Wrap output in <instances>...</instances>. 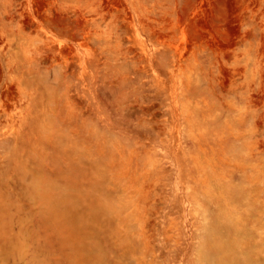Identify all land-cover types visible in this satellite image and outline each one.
I'll return each instance as SVG.
<instances>
[{"label":"rangeland","instance_id":"obj_1","mask_svg":"<svg viewBox=\"0 0 264 264\" xmlns=\"http://www.w3.org/2000/svg\"><path fill=\"white\" fill-rule=\"evenodd\" d=\"M0 264H264V0H0Z\"/></svg>","mask_w":264,"mask_h":264}]
</instances>
